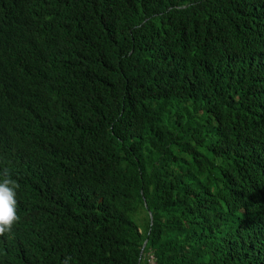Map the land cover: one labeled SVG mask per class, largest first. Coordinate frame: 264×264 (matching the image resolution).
I'll return each mask as SVG.
<instances>
[{
	"label": "trees",
	"instance_id": "1",
	"mask_svg": "<svg viewBox=\"0 0 264 264\" xmlns=\"http://www.w3.org/2000/svg\"><path fill=\"white\" fill-rule=\"evenodd\" d=\"M4 168L0 264H264V0H0Z\"/></svg>",
	"mask_w": 264,
	"mask_h": 264
},
{
	"label": "clouds",
	"instance_id": "2",
	"mask_svg": "<svg viewBox=\"0 0 264 264\" xmlns=\"http://www.w3.org/2000/svg\"><path fill=\"white\" fill-rule=\"evenodd\" d=\"M19 188L18 179L12 176L8 168L0 171V236L11 233L15 224L20 220L17 200ZM147 255V261L144 264H158L152 252H147Z\"/></svg>",
	"mask_w": 264,
	"mask_h": 264
},
{
	"label": "rangeland",
	"instance_id": "3",
	"mask_svg": "<svg viewBox=\"0 0 264 264\" xmlns=\"http://www.w3.org/2000/svg\"><path fill=\"white\" fill-rule=\"evenodd\" d=\"M140 211H138V213L136 214L137 215V217L135 216V220L137 221V223L141 226L142 224H143V221H142V219H141V216H140V213H139Z\"/></svg>",
	"mask_w": 264,
	"mask_h": 264
},
{
	"label": "water",
	"instance_id": "4",
	"mask_svg": "<svg viewBox=\"0 0 264 264\" xmlns=\"http://www.w3.org/2000/svg\"><path fill=\"white\" fill-rule=\"evenodd\" d=\"M150 216H152V215L150 214ZM145 243H146V239H145L144 242H143V246L145 245Z\"/></svg>",
	"mask_w": 264,
	"mask_h": 264
},
{
	"label": "bare ground",
	"instance_id": "5",
	"mask_svg": "<svg viewBox=\"0 0 264 264\" xmlns=\"http://www.w3.org/2000/svg\"><path fill=\"white\" fill-rule=\"evenodd\" d=\"M43 193H44V192H43ZM58 196H59V195H58ZM58 196H57V197H58ZM56 229H57V228H56Z\"/></svg>",
	"mask_w": 264,
	"mask_h": 264
}]
</instances>
